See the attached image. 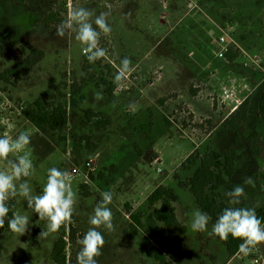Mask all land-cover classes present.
<instances>
[{
    "label": "rangeland",
    "instance_id": "obj_1",
    "mask_svg": "<svg viewBox=\"0 0 264 264\" xmlns=\"http://www.w3.org/2000/svg\"><path fill=\"white\" fill-rule=\"evenodd\" d=\"M26 4L20 8L12 0H0V31L13 44L9 56L0 57V71L16 63L20 47L26 52L42 50L45 58L14 86L0 84V137L14 139L21 132L30 135L26 151L35 171L24 179L33 195L42 194L50 168L69 173L80 170L72 181L77 195L71 223L77 234L75 243L66 237L67 264H76L79 241L92 227L89 218L104 191L113 196L109 208L114 230L98 229L105 239L98 264H160L154 259L147 232L130 238L131 221L125 211L127 204L131 211L142 209L160 185L174 190L177 218L186 228L185 234L168 232L176 252L167 256L164 264H252L257 257L264 259V244L249 255L240 253L229 259L224 245L209 235L210 223L204 232L193 231L192 213L198 208L194 197L180 186L190 173L175 171L195 148L202 153L207 148H233L237 161L231 183L244 187L245 195L240 204L232 205L225 195L229 190L224 189V201L230 206L264 210V122L257 114L264 82V0H28ZM70 6L89 9L94 28L95 17L108 13L112 32L109 36L101 34L99 41L107 54L95 63L88 61L85 46L75 39L74 32L66 31L63 38L56 35L57 26L68 19ZM230 27H234L233 39L244 52L260 56L261 68L251 65L241 51L233 63L215 58L213 38ZM125 57L131 60L133 70L123 86L117 87L114 78ZM233 80L239 84L245 80L251 95L256 92L249 106V121L239 134L230 133L226 127L214 131L217 125L204 117L215 115L218 123L233 106L228 100L221 111L211 110L208 95H218ZM73 85L81 92L74 96L77 105L68 106L64 142L49 130L36 129L23 117L22 111L40 98L64 94L69 105ZM106 88L111 95L105 93ZM96 92L104 98L96 101ZM88 110L107 117L110 125L97 130V118L86 123ZM146 124L148 130L143 128ZM252 133L263 145L257 147L259 157L249 147ZM84 136L91 138L96 150L86 147L85 141L76 144ZM155 149L161 154V163L150 164L137 154L155 153ZM17 155L11 154L9 160ZM90 160L96 161L93 181L85 171ZM0 170H8L6 161L0 160ZM99 173L103 178L97 177ZM245 177H251L255 187L244 184ZM82 185L87 188L82 189ZM7 203L13 204L14 212L27 215L30 223L22 236L3 234L0 228V264H54L52 252L58 232L38 238L47 221L39 220L23 197L10 198Z\"/></svg>",
    "mask_w": 264,
    "mask_h": 264
},
{
    "label": "trees",
    "instance_id": "obj_2",
    "mask_svg": "<svg viewBox=\"0 0 264 264\" xmlns=\"http://www.w3.org/2000/svg\"><path fill=\"white\" fill-rule=\"evenodd\" d=\"M27 1L28 0H12V2L20 8H26ZM50 19L51 18L45 20V24H48ZM12 48L13 44L11 40L0 31V57L5 55L8 57ZM18 51L20 55L16 59V63L0 71V84L14 86L21 80L23 74L30 72L45 58V54L42 50L35 49L26 52L24 47H20ZM239 55V51H230L227 53L226 57L229 62L233 63L238 59ZM261 90L262 93L257 114L264 122V82ZM2 92H6V87L2 88ZM80 92L81 88H77L75 85L72 86L69 105L66 99L67 97L64 94H60L53 99L49 97L40 98L33 107L24 109L22 115L36 129L40 131L49 130L57 134L60 142H64L65 137H63V132L68 125V106L75 107L77 105L74 96ZM105 93L108 95L112 94L110 88H106ZM80 100L83 102L84 97L82 96ZM251 101L250 98H247L222 122L220 127H226L232 134L243 132L249 121V106ZM95 118H97L95 122L97 130L106 128L110 125L109 119L107 117L102 118V114L94 113L92 110L85 112L86 123L91 122ZM166 123L170 124L167 120ZM148 126L149 124H146L143 128H147L148 130ZM74 139L76 140L75 137ZM248 140L251 152L259 157L260 151L257 150V147L263 146L259 136L252 133ZM83 141H85L86 147L88 146L89 149L96 150V145L91 144V138L89 136L82 137L79 141H76V144H80ZM151 151L152 150H149V152L146 153L139 152L137 154L139 157L144 158L147 162L152 164L158 157L155 153H151ZM236 161L237 152L233 148L223 150L207 148L203 153L199 148H196L187 159L182 162L176 171L190 173V176L180 182V186L194 197L196 207L208 214L211 226H213L225 208L235 207L230 206L224 201L222 190L227 189L231 191L235 187V185L231 183V180L236 172ZM97 177L101 179L103 175L99 173ZM90 179L92 181L96 180L94 174L90 175ZM81 188L86 189L87 187L86 185H82ZM174 202V190L160 185L147 197L146 203L142 209L131 211V207L128 204L126 205L125 211L128 212L131 221L129 223L130 238H135L140 231L147 232L152 242L151 251L154 255V259L160 264H164L167 260V256H171L176 252V248L169 238L168 232L174 231L179 234L186 233V228L181 225L177 218ZM7 206L9 207V213L5 218L4 227L1 228L3 234L12 232L8 228V220L12 218V214L15 210L12 203H7ZM26 207L29 208L27 204ZM256 214L258 218L261 219L262 223H264V210H258ZM76 234L77 231L72 223L60 228L52 252L54 264H67L69 262L66 254L69 245L67 239L75 243ZM214 237L224 245L229 259L240 254L239 245L242 243L241 240L233 239L229 236L226 241H223L215 235ZM2 251L3 245L0 244V257Z\"/></svg>",
    "mask_w": 264,
    "mask_h": 264
},
{
    "label": "clouds",
    "instance_id": "obj_3",
    "mask_svg": "<svg viewBox=\"0 0 264 264\" xmlns=\"http://www.w3.org/2000/svg\"><path fill=\"white\" fill-rule=\"evenodd\" d=\"M92 15L89 9L70 6L68 19L57 26L56 35L63 38L66 31L74 32L75 39L85 46L83 52L88 61L95 63L107 54L106 50L99 46L101 34L109 36L112 29L107 22L108 13L102 12L95 17L96 28L90 22ZM131 63L127 57L122 59L114 78L117 87H122L123 82L132 72ZM103 98L101 92L94 94L96 101ZM30 143V135L26 132H21L14 139L7 135L0 137V160L8 164V170H0V228L4 227L5 218L9 213L7 201L20 196L26 199L28 207L33 209L39 220L47 221L46 230H42L39 234L38 238H41L58 232L61 227L72 222L77 194L72 188V175L56 167L48 170L42 194H32L29 183L24 179L32 176L35 171L30 153L26 151ZM14 153L18 154L16 159L9 160V156ZM244 184L255 187V181L251 177H245ZM225 195L229 198L230 204L238 205L240 198L245 195V189L237 185ZM101 196L102 200L96 205L94 214L89 218L92 227L79 241L81 247L77 252L76 264H98L97 258L102 255L105 246L104 236L98 229L103 227L107 231L114 230L113 215L109 208L113 200L112 193L104 191L101 192ZM209 220L207 213L199 209L195 210L191 219L192 230L206 231ZM29 223L27 215L13 212L12 218L8 220V228L22 236L28 231ZM209 235H215L223 241L229 236L241 240L239 252L246 256L258 245L264 244V223L258 218L255 207H229L219 215Z\"/></svg>",
    "mask_w": 264,
    "mask_h": 264
},
{
    "label": "built area",
    "instance_id": "obj_4",
    "mask_svg": "<svg viewBox=\"0 0 264 264\" xmlns=\"http://www.w3.org/2000/svg\"><path fill=\"white\" fill-rule=\"evenodd\" d=\"M235 29L230 27L228 30L221 29V33L213 38L212 47L213 53L216 59L218 60H227V53L234 48L235 51H241L242 57L246 59L251 65L261 68L262 61L258 54H249L244 52L240 46L233 39ZM252 90L248 83L244 80L242 84H239L236 80L230 82L229 85L221 89V93L218 95L209 94L208 101L212 110L217 108L221 111L228 102L230 101L233 104L231 113H233L251 94ZM160 171V169H158ZM86 176L90 178L91 174H94L96 171V161L90 160L85 164ZM72 177H77L80 175V170L73 169L70 173ZM129 217V215H128ZM252 264H264V259L262 257H257L252 261Z\"/></svg>",
    "mask_w": 264,
    "mask_h": 264
},
{
    "label": "crops",
    "instance_id": "obj_5",
    "mask_svg": "<svg viewBox=\"0 0 264 264\" xmlns=\"http://www.w3.org/2000/svg\"><path fill=\"white\" fill-rule=\"evenodd\" d=\"M240 48H241V47H240ZM241 49H242V48H241ZM254 92H255V91H254ZM254 94H256V92H255V93H253L252 95L250 94L248 98H250V99L252 100V99H253V96H254ZM229 106H231V107H232V106H233V104H231V103L229 102ZM210 107H211V106H210ZM211 110H212V108H211ZM192 112H193V111H192ZM231 112H232V111H230V112H229V113H228V114H227V115L224 117V119H223V120H221V121H220V122H218V123H217V122H215V120L213 119V118H216V117H214L215 115H213V116H211V115H210V117H209V116H208V117L206 116V117H204V118H206V119L210 120V122H211L213 125H217V126H216V128H215V130H214V131H217V130L220 128V125L222 124V122H223V121H224V120H225V119H226V118H227V117H228L230 114H232ZM212 132H213V131H212ZM195 149H196V148H195ZM154 152L156 153V155H157V154H159V155H160V157H159V158H157L156 162H157V163H161V162H162V157H161V154H160V153H159V152H158L156 149H155V151H154ZM156 162H155V163H156ZM179 167H180V166H179ZM179 167H178V168H179ZM178 168H176V169H175V171H176ZM235 257H237V256H235ZM235 257H234V258H235ZM234 258H232V259H234ZM232 259H231V260H232ZM231 260H230V261H231ZM230 261H229V262H230Z\"/></svg>",
    "mask_w": 264,
    "mask_h": 264
}]
</instances>
